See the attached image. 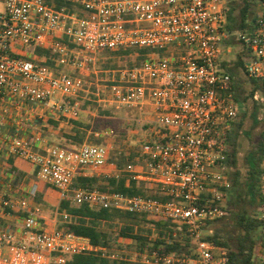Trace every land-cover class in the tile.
I'll list each match as a JSON object with an SVG mask.
<instances>
[{
    "label": "built area",
    "instance_id": "built-area-1",
    "mask_svg": "<svg viewBox=\"0 0 264 264\" xmlns=\"http://www.w3.org/2000/svg\"><path fill=\"white\" fill-rule=\"evenodd\" d=\"M63 1L66 5L53 6L45 0H0V122L9 108L39 107L76 118L80 104L65 98L82 91L85 81L70 67L80 73L101 52L149 49L139 65L111 79L102 98L106 105L138 112L147 133L134 162L123 169L110 163L109 146L54 145L41 153L19 132L8 152L36 166L39 180L62 201L172 221L194 244V256L143 250L126 258L143 264H228V252L204 240L206 227L226 215L228 137L239 116L236 77L222 63L234 38L248 55L245 78L264 81V0L254 28L238 33L228 31L227 0ZM28 46L50 51L56 67L20 56ZM254 99L264 107L261 90ZM109 164L116 168L109 177L126 174L157 185L167 200L74 187L86 169L107 178ZM259 188L264 203V163ZM0 208L23 224L20 236L0 228V264H67V256L106 251L61 226L43 227L40 211L26 198H3ZM57 216L70 218L59 210Z\"/></svg>",
    "mask_w": 264,
    "mask_h": 264
},
{
    "label": "trees",
    "instance_id": "trees-1",
    "mask_svg": "<svg viewBox=\"0 0 264 264\" xmlns=\"http://www.w3.org/2000/svg\"><path fill=\"white\" fill-rule=\"evenodd\" d=\"M45 1L53 6L66 5L63 0ZM227 4L229 9L227 28L230 33L254 28V24L262 12L261 0H227ZM228 45L234 49L241 44L236 39L231 38ZM25 51L35 54V57L26 56ZM148 52L149 49L127 48L101 53L109 57H128L131 54H137V60H139L137 65H139ZM19 55L37 61H41L38 57L45 56L47 60L44 63L52 68L56 67V61L52 59L51 52L43 48L28 46ZM247 58L248 55L245 51L235 61H223L222 68L231 76L237 77L239 70L244 68ZM245 83L252 85L251 97L260 90L264 94V81L236 79L234 81L235 100L240 106L246 104L250 98V96H246ZM258 109L259 107L255 108L251 115L253 128L260 125L257 117ZM246 117V111L242 112L241 119L236 120L228 137L226 176L229 185L225 188L227 197L224 204L226 215L210 223L204 232V240L228 252V264H263L264 256V220L260 218L264 203L259 188L264 163V132L258 140H254L250 132L245 133L252 148L245 157L248 175L243 178L239 167V139L240 135L244 134L243 126ZM55 118L58 121L66 119L64 117ZM76 118L71 120L73 128L70 133L61 129L59 122L55 119L46 120L49 126L54 127L53 130L56 131L59 140L63 142L60 146L76 149L83 142L88 130L92 129L89 124L80 123ZM135 156L136 154L133 152L123 151L119 152L116 158H111L110 155L109 160L116 163L119 169H123L129 163L134 162ZM74 182L75 188L89 190L99 188L104 192H119L127 196L138 195L145 198L167 200L160 194L159 186L133 180L128 178L126 174L117 179L114 177L102 179L76 177ZM58 210L60 213H67L70 216L66 221L60 217L61 227L78 237L88 239L95 247L106 249L105 253L98 251L67 256V264H143L140 261L126 258L127 256L120 257L116 254V249L124 252L127 248V250H134L131 252L159 250L165 253L194 256L192 240L184 232L183 227L172 221L148 215L131 214L121 210L104 209L88 204L77 206L64 200L61 201Z\"/></svg>",
    "mask_w": 264,
    "mask_h": 264
},
{
    "label": "crops",
    "instance_id": "crops-1",
    "mask_svg": "<svg viewBox=\"0 0 264 264\" xmlns=\"http://www.w3.org/2000/svg\"><path fill=\"white\" fill-rule=\"evenodd\" d=\"M24 54L35 57V54L28 51H25ZM38 59L43 62L47 60L45 56L38 57ZM69 72H71V67L69 68ZM80 92L74 97L65 99L79 103L76 99L81 97L79 95ZM91 94L94 97H91L89 100L97 98L98 100L95 99L97 102H102L106 106V103L102 101L104 94L100 93L99 90ZM9 110L8 116L6 115L0 122V201L3 198H26L32 208L40 211L42 217L41 225L47 229H56L61 226V219L57 216V210L62 201L60 193L54 187L39 180L38 168L36 166L20 157L10 154L8 152V145L18 132L41 153H44L51 146L63 144L59 140L56 131L53 130L54 127L49 126L46 122L49 118L58 121L55 118L57 116L39 107L26 108L23 111L12 108H9ZM83 112L86 111L81 108L79 115H82ZM90 114L93 117L98 116L96 113ZM71 120H59V127L65 132L70 133L73 128ZM115 169L113 164H109L103 172L109 177L113 175ZM77 177L101 178L90 169H86L77 175ZM102 178L105 177L103 176ZM0 228L13 229L19 236L23 234L22 221L18 216L10 215L8 209L2 210L0 208Z\"/></svg>",
    "mask_w": 264,
    "mask_h": 264
},
{
    "label": "rangeland",
    "instance_id": "rangeland-1",
    "mask_svg": "<svg viewBox=\"0 0 264 264\" xmlns=\"http://www.w3.org/2000/svg\"><path fill=\"white\" fill-rule=\"evenodd\" d=\"M2 8V4L0 3V11ZM245 51L246 50L241 45H237L225 60L235 61L237 57L239 55H243ZM138 63L139 60H137V56L135 54H131L128 57H109L106 54L100 53L97 54L95 61L92 62L90 70H85L84 72L79 73V71L77 72L76 69L71 67V73L76 76L80 75L85 81L84 88L79 94L81 97L76 100L79 101L81 108L86 112L79 115L76 120L80 123L89 124L92 128L91 130H88L83 142L76 148H79L84 144L106 145L110 148L111 158H116L117 154L123 151L137 154L139 151L138 148L140 141L144 139L147 133L143 122L139 121L141 117L139 113L125 107L105 106L102 102H97V98H95L96 100L89 99L94 97L91 93H96L97 90L104 94V91L107 90V86L110 85L111 79L117 80L119 78L120 70L131 68ZM243 70V68L239 70V75L236 79L247 80ZM244 88L246 89V96H250V93L252 92V85L250 83H245ZM257 107H259L257 117L260 121V125L253 128L251 115ZM244 111H246L247 117L244 120V134H241L239 139V167L243 178H246L248 175V166L245 162V157L252 148V145L245 133L250 132L254 140H258L260 138L261 134L264 132V107L261 105L259 106V103L254 99V96H250L246 104L243 106L239 105L238 121L241 119L242 112ZM90 113H96L98 116L93 117ZM110 163L113 162L110 161ZM113 164L118 168L116 163ZM95 189L102 191L99 188ZM115 230L118 231V229ZM127 249H125L124 252L116 249V254L120 257H130V252L134 250Z\"/></svg>",
    "mask_w": 264,
    "mask_h": 264
}]
</instances>
